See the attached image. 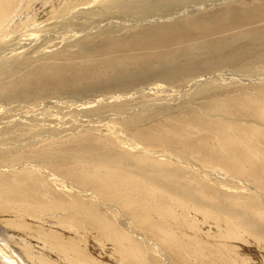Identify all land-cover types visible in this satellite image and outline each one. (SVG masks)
<instances>
[{
    "label": "bare ground",
    "instance_id": "obj_1",
    "mask_svg": "<svg viewBox=\"0 0 264 264\" xmlns=\"http://www.w3.org/2000/svg\"><path fill=\"white\" fill-rule=\"evenodd\" d=\"M188 1L0 0V43L18 28L47 34L77 20L87 28L98 18L167 19ZM242 9L234 16L215 11L212 22L197 16L174 22L178 9L168 21L120 39L80 40L86 59L67 49L59 71L23 55L0 56L3 97L14 89V75L3 79L11 72L27 89L21 98L53 88L73 98L99 90L126 94L61 118L2 124L0 167L9 172L0 171V264H264V83L239 85L264 81V3ZM40 10L52 22L38 23ZM218 25L237 29L238 39L222 40L233 32ZM175 36L177 49L169 47ZM191 37H198L194 48ZM225 67L247 79L225 84L212 77ZM147 79L183 89L161 98L154 84L130 99ZM149 94L155 99L130 104ZM173 112L179 115L169 125ZM80 114L100 120L108 114L111 122ZM109 126L128 142L108 134Z\"/></svg>",
    "mask_w": 264,
    "mask_h": 264
},
{
    "label": "rangeland",
    "instance_id": "obj_2",
    "mask_svg": "<svg viewBox=\"0 0 264 264\" xmlns=\"http://www.w3.org/2000/svg\"><path fill=\"white\" fill-rule=\"evenodd\" d=\"M209 1H210V3L211 2L212 3L210 4ZM225 1L226 0H212V1L211 0H189L184 6L178 8V9H180V11L178 9H177L178 12H177V10H174L177 13L175 15L173 14L175 19L173 17L172 21L177 22V21H179L181 19H184V18H186L188 16H194V17L197 16V17H203V18L209 19V21L212 22L211 17L213 15H215V14H220V13L211 14V13H213L215 11H225V10L230 9L228 15L234 16L235 8H237L240 11L244 12V9H242L244 7H250L252 5H257L259 3L260 4L264 3V0H227L229 2H227V1L225 2ZM214 2H216V3H214ZM197 7H198V9H197ZM190 8H191V10H189ZM174 11L172 13H175ZM189 11H190V14H189ZM192 11H193V14H192ZM39 13H40V15H38V17H39L38 18L39 19L38 23L42 22V21H45V23H48V22L50 23V21L52 22V20H49L50 17L46 14V12H42V10H40ZM172 13H170L171 17H172ZM181 13H183V15ZM163 16L164 15H154V16H151L152 18L149 17V18L141 19V20L136 18V17H134V18L110 17L107 20H103V19H99L98 18L97 21H94L92 23L90 22V25H89L90 29H89V27L84 28L82 26H79V24L81 23L82 20H77L76 22L78 24L75 25L74 27H72L71 25H69L71 27L67 26L66 28L65 27L61 28V26H59V27L57 26L55 29H52L47 34L42 33L40 30H36L37 28H34V27L28 28L29 30H27L25 28H18L16 30H14L9 35V37L11 36L10 38H7L6 40H4L3 42L0 43V56H3V57L5 56V57H7L9 59H15L18 56L23 55L25 57L32 58L34 60V62L37 63L38 65H41L40 63H42V62H46L44 64H49L50 68L56 67V69H57L56 71H59L60 68L63 66V61L60 60L61 56L63 55L64 51H67V49L74 56H77L78 59H80V60H85L86 59L83 54L79 55V54L83 53V51H84L78 45V42L80 40L84 41L86 39L88 40V39H94V38H96L98 40L99 39H101V40H109V39H117V38L120 39V38L126 37V36H128L130 34H133V33L137 32L139 30H142V31L145 30L146 28L149 27L150 22L159 21V20L160 21H165V20L168 21L171 18L170 17V18L164 19ZM155 18H157V19H155ZM118 20L120 21L121 24H119ZM143 20H145L148 23V25H147V23L145 21L141 22ZM123 22H125V23H123ZM136 22H138L142 26L141 27H137V26H140V25L138 23H136ZM103 23L104 24L107 23V24L104 25ZM129 23H131L132 25L131 24L129 25ZM97 24H99V25H97ZM111 24H112V26H114V28H115L114 30H112L110 28H107ZM259 24H260V26H264L263 22H259ZM43 25H42V27H43ZM44 26H46V25H44ZM97 26L100 27V28H107L106 32L104 31L101 34H98L99 33V28ZM224 26L225 25H218V29H220V31L223 32V33H224V30H225V31H228L229 33L233 32V34H231L227 38L225 36V39H222V40H224V41L229 40V43H231V42H233V40L238 39L239 34L234 32V31H237V29L233 28V29L229 30V29H225ZM133 27H136V28H133ZM56 30H58V32ZM69 31H71L70 34H69ZM76 31L77 32L79 31V32L77 33ZM36 37L37 38L40 37V39L39 38L37 39ZM178 37L179 36L173 37L172 41H174V42L171 43L170 45L168 43L170 48H176L177 49V46H178L179 43H175V42L178 41L177 40ZM35 39H36V41H35ZM182 39H180V40H182ZM189 40L192 41V42H190L192 44L190 46L192 48H194V46L197 45L195 43L197 42L198 37H191V39H189ZM28 43H30L31 45L28 44ZM17 49H18V51H17ZM122 58L123 57H121L120 60ZM157 63L158 62L154 60V61H151L149 65L150 66H154ZM223 69H224L222 71L223 74L227 70L225 72V73L228 72L227 75L225 74V76H223V75H221L222 72H218L216 74H212L213 76L212 75H208L207 77L212 76V77L218 78L217 75L219 74V78L221 76L222 78H220V79H222L221 81L223 83H225V84H228L229 81H232V79H233V81H236L237 78H238L237 80H240L241 78H243V79H241V81H245V79H247V77H246L247 75L238 74L236 70H234V69H232L230 67H225ZM12 75H14V78L12 77V78H10V80L11 81H12V79L14 80V85H13L14 89H13V91L11 90V92H9L4 97L0 96V128H3V125L4 126L10 125V126H7L6 128H13V127H15L16 122H18L20 119H23V117L25 118V119H23L25 121L32 120L33 117H36L38 119H43L42 116H44V115H45V117L46 116H50V115H58L59 118H61L60 116L66 115L68 112H70L71 110L76 109V108L77 109H81L84 106L85 107L86 106H90L92 108H97L99 106V104H97L96 102L100 101L101 98L104 99V98H107L109 96H117L119 98L120 97L122 98L123 96H126L125 93L104 92V91L99 90V91H95V92L89 93V94H87L85 96H82L81 98H73L71 93H69L67 91L66 92L59 91V89L53 88L51 90H47V91H44L42 93H36L35 95L32 94V96H27V97L21 98L19 96V94L25 92L27 89L22 86L23 83H20V81L18 79V73L17 72L7 73L6 75L3 76V79L5 81H7V77L8 76H12ZM204 75L205 74H200L199 76H204ZM230 75H232L234 78L233 77L231 78ZM223 77H225V80H224ZM204 78L206 79V77H204ZM227 78H230V79L227 80ZM253 78L254 79H258V76H254ZM259 78H263V77L261 76ZM226 80H227L228 83L226 82ZM251 81H246L243 84H239V85H244L245 84L246 86H252L254 88L256 87V85L258 87L264 85L263 84L264 83L263 80H257V81L253 80L252 82ZM189 82H192V81H189ZM154 84L157 85L159 87L158 89L162 91V92L157 93V95L159 97H161V98L168 97L170 99L171 96L179 95V93H181V91L183 89V86H180V85H176V84H172L171 85V84H167L165 82H157V81H154V80L147 79L145 82H142V83L136 85L134 87V89L131 90L132 92L130 94L132 95L134 93V90L141 89V88L144 89L146 87L153 86ZM81 86L86 87V86H88V83L84 82V83L81 84ZM17 88H19V89L15 90ZM235 89L236 88H234L232 90H235ZM167 90H169V91H167ZM227 91H231V90L227 89ZM130 94H129V98L130 97H131L130 99H132V97L134 98V95L131 96ZM224 94L225 93L222 92L220 94L221 97H224ZM149 95H147V96H149L148 98L140 95L139 98L137 100H135L134 103L130 102V104L132 105V107H136L137 106L136 104H139L142 100L149 102V101H152V100L155 99L153 95H151V94H149ZM202 101H203L202 99H197V102H196L197 105L198 104L200 105L202 103ZM67 102H69V104ZM86 103H88V104L85 105ZM30 115H31V117H30ZM80 115H81V117L79 116L80 118L91 120V121H97V124H107V122H111V116L108 115V114L104 115L103 120L102 119L100 120V118H98V117H96L97 119H95V118L92 119V117L90 115H85V114H80ZM84 115L86 117H84ZM178 115L179 114L176 113V112H173L172 114H170V118L169 119H171V121H169L168 124L169 125L170 124H174L175 122L172 121V120H176V117H178ZM77 117L78 116H76V119L81 121L79 119V117L78 118ZM108 118H109V120H108ZM6 121H7V123H6ZM9 121H10V124H9ZM11 121H13L15 124H13ZM102 122H104V123H102ZM208 122H210V121H208ZM1 125H2V127H1ZM114 129H116L118 133L117 132L115 133V131H113ZM121 133L122 132L120 130H118L117 128L109 126L108 134L112 135L114 138L116 137L117 139L122 141V143L128 142L127 139L125 138L126 135L123 134V133H122L123 135H120ZM119 136L121 138L123 136H125L124 137L125 141L121 140V138ZM24 144H26V143H24ZM43 145H44V143H42V141H39V142L35 143L36 147H42ZM0 171H4V172L7 173V172H9V169L7 167L1 166L0 167ZM88 246L92 247V244L89 243ZM93 250H95V249H93ZM93 250L91 249V251H93ZM97 254H98V257H99V253L95 252V255H97ZM103 257H105V256H103ZM103 257H102V259H103ZM103 260L107 261L106 257Z\"/></svg>",
    "mask_w": 264,
    "mask_h": 264
}]
</instances>
